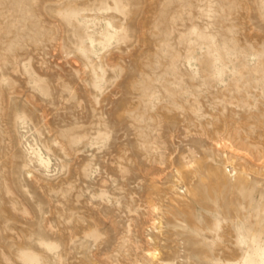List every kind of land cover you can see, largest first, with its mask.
I'll use <instances>...</instances> for the list:
<instances>
[{
	"label": "rangeland",
	"instance_id": "rangeland-1",
	"mask_svg": "<svg viewBox=\"0 0 264 264\" xmlns=\"http://www.w3.org/2000/svg\"><path fill=\"white\" fill-rule=\"evenodd\" d=\"M230 4L137 0L140 39L128 0L0 7L31 48L0 69V264H264V35ZM72 48L92 113L58 63ZM112 51L142 65L122 113L138 126L132 165L124 128L96 108L127 72Z\"/></svg>",
	"mask_w": 264,
	"mask_h": 264
},
{
	"label": "clouds",
	"instance_id": "clouds-1",
	"mask_svg": "<svg viewBox=\"0 0 264 264\" xmlns=\"http://www.w3.org/2000/svg\"><path fill=\"white\" fill-rule=\"evenodd\" d=\"M6 2L7 0H0V7H3ZM39 2L40 0H32L33 5H37ZM61 3L62 0H50L52 9ZM128 5L132 11L126 16V20L124 22L125 27L133 33L136 39H140L144 30V23H140L138 20L139 12L136 11L137 0H128ZM229 8L237 14L243 13L249 18V35H252L253 33L258 36L264 35V30L258 29L256 21L251 19L255 16L259 24L264 25V0H231ZM51 18L53 25L58 29V35H62L65 31L64 26L57 20L54 14ZM0 19H4L5 21L4 25H0V69H3L5 65L15 61L17 56H28L31 52V48L29 47L30 41L28 43H24V41L19 38V33L14 31V29L18 27L16 23L9 24L10 18L0 16ZM72 38L74 37L72 36V33L69 32L68 36L65 37V43L71 45ZM261 48H264V45H261ZM10 49L13 50L14 54L10 53ZM70 51L72 52V57L70 58L71 62L68 63L60 60L58 63L66 64L69 68V72L65 73L64 76L67 78L68 82L77 88L80 95L83 93L81 98L85 101V104H87L88 107L87 98L91 94V90L86 88L83 82L90 79L92 69L90 66L84 65V61L81 59L76 49L72 48ZM106 58L110 63L119 62L123 59V62L127 67V72L122 80L112 86L113 90H111L106 97H101L99 99L96 108L99 112H102L106 116L107 123L113 128V132L117 128H124L126 132L125 138L130 145L129 151L127 152L129 157L127 162L129 165H132L133 163H139L140 160H143V155L138 149V126L131 124L128 119L122 116V113L125 109L137 107V94L133 91L131 85L137 79V75L141 71L142 65L138 60L119 56L116 51H112ZM77 61H79V63H77ZM73 65L75 66L73 67ZM82 65L84 66L82 67ZM185 75L191 78V67L185 70ZM205 76L206 78L211 79L210 73H205ZM62 80H65V78L61 77L58 79V81ZM115 101H120V105L117 106L114 104L113 102ZM88 108L92 113V108ZM158 115H163V108L161 109V113ZM153 136L161 143L166 141L165 125L162 126L158 121H154ZM133 153L138 154L139 158L134 157Z\"/></svg>",
	"mask_w": 264,
	"mask_h": 264
},
{
	"label": "bare ground",
	"instance_id": "bare-ground-1",
	"mask_svg": "<svg viewBox=\"0 0 264 264\" xmlns=\"http://www.w3.org/2000/svg\"><path fill=\"white\" fill-rule=\"evenodd\" d=\"M230 144V145H229ZM228 145L235 150V152H238V153H243V151H241L240 149L236 148V145H233V142L231 141ZM218 145V144H217ZM37 155L39 156V158L42 160V161H45V159L43 158L42 154L40 152H36ZM232 171V167L230 166L229 168H227V172L230 174V172ZM151 260L156 258L157 256V253L154 251V252H151L149 251L148 252V255H147Z\"/></svg>",
	"mask_w": 264,
	"mask_h": 264
}]
</instances>
